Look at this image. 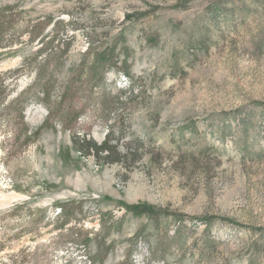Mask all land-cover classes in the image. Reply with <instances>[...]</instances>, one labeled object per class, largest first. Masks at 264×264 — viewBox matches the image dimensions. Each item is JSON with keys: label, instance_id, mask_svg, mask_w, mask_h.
I'll list each match as a JSON object with an SVG mask.
<instances>
[{"label": "rangeland", "instance_id": "obj_1", "mask_svg": "<svg viewBox=\"0 0 264 264\" xmlns=\"http://www.w3.org/2000/svg\"><path fill=\"white\" fill-rule=\"evenodd\" d=\"M8 5L20 27L60 21L71 36L65 71L91 42L124 32L128 75L107 73L121 105L105 119L86 113L80 131L100 143L111 129L118 151L138 159L84 156L58 121L25 144L6 106L33 74L9 71L38 46L0 47V264H117L127 253L135 264H264V0H0ZM46 114L27 104L29 131ZM122 203L175 214L154 222ZM60 204L72 209L65 225ZM85 232L98 237L83 247Z\"/></svg>", "mask_w": 264, "mask_h": 264}, {"label": "trees", "instance_id": "obj_2", "mask_svg": "<svg viewBox=\"0 0 264 264\" xmlns=\"http://www.w3.org/2000/svg\"><path fill=\"white\" fill-rule=\"evenodd\" d=\"M146 14L148 11L130 13L125 16V19L132 20ZM19 18L20 15L13 6L0 7V47L11 46L13 43L20 46L28 44L38 46L34 53L25 57L18 67L9 71L16 77L23 73L33 74L30 83L17 92L6 106L22 124L24 143L28 144L33 141L43 128L58 121L64 130L69 131L74 149L84 156H94L108 163L120 162L124 158L138 159L136 149L127 147L124 154L118 151V144L111 143L114 134L111 129L100 143L96 142L89 132L81 133L80 131L81 120L86 113L89 112L95 114L97 118L105 119L112 109H118L117 106L121 105L119 96L112 94L107 88V73L123 71L128 75L125 70L128 46L124 32L113 37L105 46H103L104 42H101L100 49H96L91 42L83 52L80 61L65 71L71 36L61 33L60 21L53 22L50 18L38 19L28 21L20 27ZM118 44H121V47H118ZM61 74H65V80L57 85ZM55 88L59 89V93L56 99H53ZM32 101L44 105L47 114L40 126L29 131L25 108ZM18 134L20 133H16L15 138H18ZM58 207L60 208L61 225H65L71 219L68 212L72 209H68L66 204H60ZM123 207L135 214L145 215L154 222L161 217L175 214L146 203L123 204ZM178 217L181 218L182 215ZM199 218L200 221L206 223L212 220V217L208 216ZM101 226L100 232H104L101 236L103 239L109 231L104 225ZM97 235L98 233H94L91 237L87 232L83 233L81 239L83 247L88 246L92 239L98 237ZM101 244L103 245L102 241ZM101 247L98 246L99 250ZM117 264H135V262L130 253H127L125 258Z\"/></svg>", "mask_w": 264, "mask_h": 264}]
</instances>
